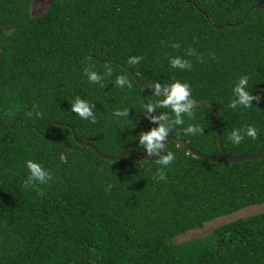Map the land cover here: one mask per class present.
Returning <instances> with one entry per match:
<instances>
[{
    "label": "trees",
    "instance_id": "trees-1",
    "mask_svg": "<svg viewBox=\"0 0 264 264\" xmlns=\"http://www.w3.org/2000/svg\"><path fill=\"white\" fill-rule=\"evenodd\" d=\"M32 1L0 0V264H264V212L172 241L262 203L264 156L208 162L167 141L164 151L175 159L158 181V157L106 160L82 144L107 156L144 152L138 134L156 125L143 105L161 99L146 87L178 80L190 85L195 101L213 106L225 154L264 149V19L253 8L239 25L219 27L237 23L257 0H48L36 15ZM132 56L143 59L130 66ZM172 57L190 61L191 70L172 68ZM86 65L103 77V86L88 81ZM117 75L132 87H117ZM244 75L261 99L232 109L233 88ZM77 96L95 104L96 123L71 111ZM125 108L127 118L114 116ZM159 112L171 115L157 109L148 116ZM194 114L169 136L219 156L209 106L197 104ZM189 124L203 133L184 134ZM245 126L257 129V139L245 136L234 145L230 132ZM28 160L52 179L25 188Z\"/></svg>",
    "mask_w": 264,
    "mask_h": 264
},
{
    "label": "clouds",
    "instance_id": "clouds-1",
    "mask_svg": "<svg viewBox=\"0 0 264 264\" xmlns=\"http://www.w3.org/2000/svg\"><path fill=\"white\" fill-rule=\"evenodd\" d=\"M163 43V42H162ZM173 48H179L178 43L172 44ZM187 55L195 56L194 49H188ZM143 57L132 56L127 60V64L132 66L139 64ZM201 62H203L202 57H198ZM169 64L172 68L181 69V70H191L192 64L190 61L182 59L181 57H172L169 59ZM84 75L87 77L90 83L98 84L103 86V77L98 74L96 71L92 70L91 65H86L84 68ZM105 75L111 76L112 69L105 66ZM249 77L247 75L241 76L236 82L233 88L234 99L229 103V107L236 109L237 107L251 108L252 101H259L261 99L258 95H252L248 88ZM115 85L120 88H131V81L124 75H117L115 78ZM154 89L152 95L155 97H161L152 102L145 103L143 105V113L150 122L154 123L156 127L151 128L148 131H142L138 134V146L147 154V156H156V162L162 166L161 169H158L157 173L153 177L154 179L165 180L166 173L163 171V168L171 165L175 159L174 153L167 152L165 153V141L169 137L170 132L177 126L184 125V117L187 116L189 120L195 119L194 108L196 107V101L192 98V89L188 83L180 82L174 80L170 84H160L155 83L151 86ZM33 108H37L36 105H33ZM95 104H90L88 101L81 99L77 96L74 99V102L71 103V111L78 115L82 120H88L91 123H96L97 119L94 115L93 109ZM157 109H170L171 115L168 112H159L158 115L148 116L149 113L155 112ZM115 117H128L129 109H117L114 111ZM29 118H32V112L25 113ZM35 115L42 118V113L36 111ZM184 134L186 135H196L202 134L203 129L198 125L189 124L186 128L183 129ZM249 137L252 140L257 139L258 131L253 126H245L243 129H233L228 139L234 145H239L244 138ZM25 166L28 170L27 179L24 181L23 186L36 187V184H47L52 179V173L49 170H46L38 162L33 160H28L25 162ZM111 187V186H109ZM40 195H43V190L36 188Z\"/></svg>",
    "mask_w": 264,
    "mask_h": 264
},
{
    "label": "water",
    "instance_id": "water-1",
    "mask_svg": "<svg viewBox=\"0 0 264 264\" xmlns=\"http://www.w3.org/2000/svg\"><path fill=\"white\" fill-rule=\"evenodd\" d=\"M253 8H258L260 13H261V15H262V17H263V19H264V0H257L255 4L249 6L247 8V10H245L244 14L242 15V17L240 18V20L237 23L224 24V25L219 26V27H227V26L233 27V26L239 25L243 21L244 16L247 13V11H249L250 9H253ZM219 27H217V28H219ZM120 66L124 67L122 65H120ZM132 78H133L134 82L136 84H138V82L136 81V79H135V77L133 75H132ZM146 89L154 90L151 87H146ZM199 103L206 104L207 106H209V108L211 110L212 124H213L216 144H217V147H218V150H219V156H216V157L205 156V155L195 151L191 147H189L185 142H183V141H181V140H179L177 138L171 137V136H169L167 138L165 143L167 141H171V142L175 143L176 145H179L182 148H184L186 150V152H188L192 157L203 159V160L208 161V162H228V163L230 162V163H235V162H240V161L247 160V159H254V158H259V157L264 156V149H262V150H260L258 152L244 154V155H239V156H230V155L225 154L223 152V150H222L221 143H220V140H219V134H218L217 124H216V115H215V111H214L213 106L206 100L196 101V105L199 104ZM71 136H73L72 132H71ZM82 144L85 145L86 147L90 148L93 151V153L95 154L96 157L102 158V159H106V160H114V159L120 158L121 156H123L125 154H134L139 160H141V159H152V158L156 157V156L149 157V156H147V154L145 152L134 150V149H126V150H123V151L119 152L116 155L107 156V155H104V154H101V153L97 152L90 144H87V143H84V142H82Z\"/></svg>",
    "mask_w": 264,
    "mask_h": 264
},
{
    "label": "rangeland",
    "instance_id": "rangeland-1",
    "mask_svg": "<svg viewBox=\"0 0 264 264\" xmlns=\"http://www.w3.org/2000/svg\"><path fill=\"white\" fill-rule=\"evenodd\" d=\"M48 0H33L30 5V13L36 15L40 13L46 6ZM264 212V201L260 204L248 205L239 210H236L230 214L222 215L216 217L210 221L204 222L201 228L187 230L181 234L175 235L172 239L174 243L185 241L191 238L203 236L207 234L212 228L216 227L219 224L231 221L238 217H242L249 214L261 213Z\"/></svg>",
    "mask_w": 264,
    "mask_h": 264
}]
</instances>
